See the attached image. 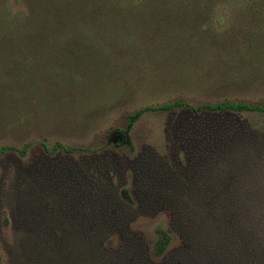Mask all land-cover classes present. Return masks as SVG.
<instances>
[{
	"label": "rangeland",
	"instance_id": "1",
	"mask_svg": "<svg viewBox=\"0 0 264 264\" xmlns=\"http://www.w3.org/2000/svg\"><path fill=\"white\" fill-rule=\"evenodd\" d=\"M27 2L0 1V264H264V113L141 111L264 107V0ZM201 186L238 216L209 254L172 228L175 194ZM99 222L116 227L96 240Z\"/></svg>",
	"mask_w": 264,
	"mask_h": 264
},
{
	"label": "trees",
	"instance_id": "2",
	"mask_svg": "<svg viewBox=\"0 0 264 264\" xmlns=\"http://www.w3.org/2000/svg\"><path fill=\"white\" fill-rule=\"evenodd\" d=\"M34 1H38V2L40 1L41 4L45 2V4H42V5L38 4L39 5L38 7L42 8L44 5V8L47 11H52V12H54V8L56 9V11L62 8L65 11H68V9H70L71 6L73 9L79 8V7H81L82 9V5L84 7H91L92 9L94 7L96 9L100 8L99 2L96 6L95 4L96 0H65L66 3L63 4V7H61L60 5V7L58 8H56V6L53 5V1L49 2L47 0H29V2H27L26 9L32 13L36 11L37 8H32V5L29 3H32ZM78 4H82V5H78ZM3 22L6 25L10 21H7V22L3 21ZM1 23L2 21L0 20V24ZM63 23H65L64 24L65 27L66 25H68V22L66 20H63ZM6 26L7 28H11V29L14 28L13 26H9V25H6ZM2 41H7V39L4 38ZM12 41L14 43L16 42L19 43V41H22V40L14 37ZM180 106L189 108L193 113L199 112L201 110H205V111L207 110L210 112L259 110L262 113H264L263 106L251 105V104L243 103V102H229V101L227 102L220 101L216 103L206 102V103H201L197 106H192L190 103H187L183 100H175V101L166 102V103L155 105V106H146L141 111L157 110V109H171V108H176ZM141 111L133 112L129 114L128 118H130V120L128 121V125H130L132 118L136 117ZM116 131L125 133V131L124 130L122 131V129H116ZM58 146L59 144H56V147ZM209 177L210 179L213 178V176H209ZM201 193L204 194L202 186L198 189V191L193 189V192L191 193H189L188 191L186 193L183 192V194H179V193L175 194L174 199L170 202L171 219H172V225H173L172 228L176 229L181 239L186 238L187 241L191 239H196V241L201 243L200 248H195L196 251L198 252L207 251V253L209 254L212 250H219L217 245L220 243L221 240L227 241L228 239H231L234 243L240 240L239 239L240 235L236 236V233L233 234L232 238H229L230 235H232L231 227L234 225V222L238 216L236 214L237 211L234 208L233 209L228 208L223 213V210H221L218 207V205L221 203V199L223 198L222 195H216V196L210 195L209 196V199L213 200V202L215 201L218 204V205L215 204L216 206H214V208H210L208 203H199L197 199L201 196ZM126 197L129 198L128 195ZM225 198L226 199H223L222 202H224L225 200H227V202L228 201L234 202V198L232 197H225ZM189 200H192L193 202L189 203L190 202ZM54 208L56 209L57 207L55 206ZM99 209H102V208H99ZM57 210L59 209L57 208ZM43 213L46 214V212H43ZM225 214H227V217H228L227 219H229L228 222L224 221L226 219L223 217ZM49 215L51 219L55 218L52 214H49ZM260 215L261 213L258 212L257 217H260ZM97 216L98 218H101L103 216L101 211H98L94 214V219H97ZM243 217L245 216H242V218ZM36 225H37V229H39L41 231V234L44 235V230L42 229L43 227H45V225L43 223H38ZM107 225H110V224L99 222L96 226H92L91 235L93 236V238L98 240L100 238H97V237H101V233L103 231L111 230L113 226L116 227V225H110V226H107ZM156 233H157V236L152 244V248L155 254L161 255L166 252L165 250L167 249L168 244L170 242V239H171L170 230H164V229L157 228ZM243 235L246 237V240L244 241V243L247 242L250 244L249 234L246 232V233H243ZM58 245L59 244L56 243L54 246H58ZM65 247L67 246H64L63 248ZM205 248L206 250H204ZM221 248L223 250H226L225 252H230L229 249L232 250L230 246L228 248L221 246ZM51 255H53L52 257L54 256L58 257L60 263L62 262V258L60 257L59 254H51ZM51 264H58V259H56L54 262H51Z\"/></svg>",
	"mask_w": 264,
	"mask_h": 264
}]
</instances>
